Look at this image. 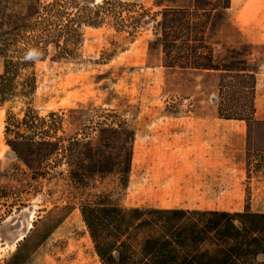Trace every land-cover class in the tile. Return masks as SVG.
I'll return each instance as SVG.
<instances>
[{"label": "trees", "instance_id": "trees-1", "mask_svg": "<svg viewBox=\"0 0 264 264\" xmlns=\"http://www.w3.org/2000/svg\"><path fill=\"white\" fill-rule=\"evenodd\" d=\"M231 4L192 0L189 6H166L153 14L140 6L128 16L129 27L135 30L152 19L153 42L164 67L219 73V115L246 122L247 157L256 154L258 164L264 157V120L256 117V74L246 58L218 60L208 38L216 18ZM126 6L123 0L93 6L78 0H25L21 11L0 18V107L25 104L21 114L12 106L6 110V144L34 180L66 165L72 197L109 175H118L126 189L135 130L117 112L107 111L94 125L65 134L63 114L40 115L31 105L35 64L46 58L50 46L56 58L71 56L82 24L99 25L111 17L124 27ZM3 193L0 204L10 197ZM79 210L100 264H264V211L248 206L236 212L128 208L100 193L81 200Z\"/></svg>", "mask_w": 264, "mask_h": 264}, {"label": "rangeland", "instance_id": "rangeland-1", "mask_svg": "<svg viewBox=\"0 0 264 264\" xmlns=\"http://www.w3.org/2000/svg\"><path fill=\"white\" fill-rule=\"evenodd\" d=\"M78 1L91 6L102 2ZM123 2L127 4L124 27L111 17L99 25L82 24L81 39L71 56L56 58L50 46L46 58L35 64L37 87L31 105L40 115L63 114L62 132L67 135L94 125L107 111L117 112L120 120L132 126L146 117L139 113L148 108L166 107L175 112L217 107V71L164 67L160 48L153 42L152 19L147 18L135 30L129 27L132 19L128 16H135L133 10L140 6L153 14L166 6H189L192 0ZM24 3L0 0V18L21 11ZM247 31L252 33H244ZM208 38L218 60H248L257 77L256 117L264 120V0H233L230 9L216 18ZM9 106L21 114L25 104L15 101L0 107V190L10 195L0 204V264H63L60 254L73 239L84 244L89 264H100L79 205L81 200L100 193L110 195L112 200L122 199L126 191L118 175L96 181L77 197L69 194L66 165L57 167L46 178L32 179L5 141ZM256 158L255 154L249 160L246 151L244 204L253 211H264V157L258 164Z\"/></svg>", "mask_w": 264, "mask_h": 264}, {"label": "crops", "instance_id": "crops-1", "mask_svg": "<svg viewBox=\"0 0 264 264\" xmlns=\"http://www.w3.org/2000/svg\"><path fill=\"white\" fill-rule=\"evenodd\" d=\"M144 111L139 114L146 117L132 125V168L126 194L118 200L123 206L228 212L245 209L244 120L221 117L218 107Z\"/></svg>", "mask_w": 264, "mask_h": 264}, {"label": "bare ground", "instance_id": "bare-ground-1", "mask_svg": "<svg viewBox=\"0 0 264 264\" xmlns=\"http://www.w3.org/2000/svg\"><path fill=\"white\" fill-rule=\"evenodd\" d=\"M73 221H75V219L74 220L72 219L71 222L73 223ZM30 227H32V225H30ZM22 238L23 237L21 236L19 240H21ZM66 245H68V249L60 254L63 264H89L90 260L88 255L86 254V248L83 246L84 244L81 241H74L73 239V242L71 241L69 244L67 243ZM58 252L59 251H57L56 253ZM59 261L61 260L59 259Z\"/></svg>", "mask_w": 264, "mask_h": 264}]
</instances>
